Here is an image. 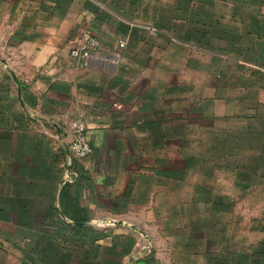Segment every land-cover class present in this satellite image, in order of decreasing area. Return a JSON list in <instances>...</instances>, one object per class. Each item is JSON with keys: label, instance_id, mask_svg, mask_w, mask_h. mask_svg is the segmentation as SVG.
Here are the masks:
<instances>
[{"label": "crops", "instance_id": "crops-1", "mask_svg": "<svg viewBox=\"0 0 264 264\" xmlns=\"http://www.w3.org/2000/svg\"><path fill=\"white\" fill-rule=\"evenodd\" d=\"M0 264H264V0H0Z\"/></svg>", "mask_w": 264, "mask_h": 264}, {"label": "built area", "instance_id": "built-area-1", "mask_svg": "<svg viewBox=\"0 0 264 264\" xmlns=\"http://www.w3.org/2000/svg\"><path fill=\"white\" fill-rule=\"evenodd\" d=\"M125 43L120 44L124 48ZM101 42L91 28H84L70 44V58L81 68H87L91 62L116 64V57H108L99 53ZM70 151L76 160L87 159L92 154V145L88 138V126L83 117L71 122Z\"/></svg>", "mask_w": 264, "mask_h": 264}, {"label": "water", "instance_id": "water-1", "mask_svg": "<svg viewBox=\"0 0 264 264\" xmlns=\"http://www.w3.org/2000/svg\"><path fill=\"white\" fill-rule=\"evenodd\" d=\"M78 225V224H77Z\"/></svg>", "mask_w": 264, "mask_h": 264}]
</instances>
